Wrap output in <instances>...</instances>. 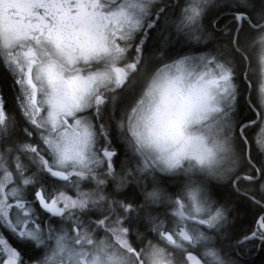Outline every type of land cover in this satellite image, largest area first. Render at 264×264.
Here are the masks:
<instances>
[{
  "label": "snow or ice",
  "instance_id": "obj_1",
  "mask_svg": "<svg viewBox=\"0 0 264 264\" xmlns=\"http://www.w3.org/2000/svg\"><path fill=\"white\" fill-rule=\"evenodd\" d=\"M257 249L264 0H0V264Z\"/></svg>",
  "mask_w": 264,
  "mask_h": 264
},
{
  "label": "flooded vegetation",
  "instance_id": "obj_2",
  "mask_svg": "<svg viewBox=\"0 0 264 264\" xmlns=\"http://www.w3.org/2000/svg\"><path fill=\"white\" fill-rule=\"evenodd\" d=\"M262 256H263V258H262ZM246 259H248L249 262L250 261H254L255 262L256 260H259V259H263L264 260V250L257 249L251 255L247 256ZM261 264H264V261Z\"/></svg>",
  "mask_w": 264,
  "mask_h": 264
},
{
  "label": "trees",
  "instance_id": "obj_3",
  "mask_svg": "<svg viewBox=\"0 0 264 264\" xmlns=\"http://www.w3.org/2000/svg\"><path fill=\"white\" fill-rule=\"evenodd\" d=\"M262 258H263V256H262ZM246 261H247V264H261V263H263V259H259V260H256L255 262L254 261H250L249 262V260L248 259H246Z\"/></svg>",
  "mask_w": 264,
  "mask_h": 264
}]
</instances>
